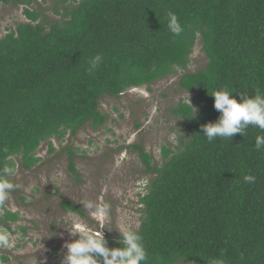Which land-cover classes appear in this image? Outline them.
Listing matches in <instances>:
<instances>
[{"label": "trees", "instance_id": "1", "mask_svg": "<svg viewBox=\"0 0 264 264\" xmlns=\"http://www.w3.org/2000/svg\"><path fill=\"white\" fill-rule=\"evenodd\" d=\"M0 4L23 6L26 19L0 41V174L16 171V159L31 171L44 144L54 154L53 141L105 126L104 98L183 72L180 90L193 95L198 112L192 118L184 102L170 111L185 127L180 145L163 148L161 167L133 147L151 176L138 196L148 264H264V150L255 149L264 131L249 126L245 136L209 143L201 128L220 115L211 92L227 86L238 99L264 92V0H64L57 22L34 9L37 0ZM169 12L185 26L179 37L167 29ZM199 42L206 67L186 73ZM97 54L103 61L90 73ZM66 151L75 174L77 153ZM245 175L256 181L245 183ZM62 208L83 215L69 202ZM19 221L7 211L0 229L12 231ZM105 238L121 246V237Z\"/></svg>", "mask_w": 264, "mask_h": 264}, {"label": "rangeland", "instance_id": "2", "mask_svg": "<svg viewBox=\"0 0 264 264\" xmlns=\"http://www.w3.org/2000/svg\"><path fill=\"white\" fill-rule=\"evenodd\" d=\"M63 1L37 0L34 9L57 22L61 17L54 12ZM24 9L0 4V41L10 29L26 22ZM206 64L199 42L186 73L199 72ZM183 75L181 72L150 87L131 90L119 99L104 98L100 111L108 117L106 125L99 130L87 125L75 137L68 136L62 143L53 141L54 154L49 153V144H44L37 153L41 163L33 170L24 171L20 160H15V174L9 176L14 188L0 215L7 211L19 214L20 221L10 225L12 246L0 249V261L7 257L10 264H61L67 253L65 242L78 238V234H70L74 226L66 217L75 216L88 230L99 227L80 200L110 205L105 236L116 239L121 237L120 230L139 231L144 214L138 196L145 193L143 187L151 176L133 147L143 148L154 167L164 165L163 148L176 151L185 127L170 111L181 102L194 105L193 95L180 90ZM68 146L77 153L75 174L70 170ZM64 202L77 206L83 215L64 211Z\"/></svg>", "mask_w": 264, "mask_h": 264}, {"label": "clouds", "instance_id": "3", "mask_svg": "<svg viewBox=\"0 0 264 264\" xmlns=\"http://www.w3.org/2000/svg\"><path fill=\"white\" fill-rule=\"evenodd\" d=\"M167 29L174 37H179L185 32V26L181 24L175 13L167 14ZM103 57L95 55L89 61L88 71H95L102 63ZM236 90L227 86L213 91L210 95L214 98V108L220 113L218 119L201 126L202 134L209 143L216 138L233 139L235 134L243 136L247 134L249 126H256L264 131V92L256 90L254 96L239 93V99L233 94ZM192 118L196 117L198 109L190 101ZM255 149L264 150V135L255 138ZM15 174L14 167H6L0 174V206L8 200L14 185L7 177ZM245 183H254L256 177L245 175ZM90 215L97 221L99 227L96 230H88L83 227L75 216L69 215L66 220L73 224L71 235L78 238L71 242H65L67 249L61 264H148L149 253L145 247L143 236L133 229L120 230V247H109L105 238L104 229L107 228L110 217V205L103 201L80 200ZM67 228V227H66ZM12 234L6 229H0V249H8L12 246ZM0 264H10L0 261ZM208 264H223L220 259H210Z\"/></svg>", "mask_w": 264, "mask_h": 264}]
</instances>
